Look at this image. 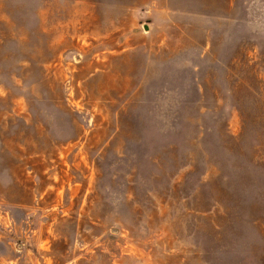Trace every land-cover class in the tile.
Returning a JSON list of instances; mask_svg holds the SVG:
<instances>
[{
  "label": "rangeland",
  "instance_id": "374dc122",
  "mask_svg": "<svg viewBox=\"0 0 264 264\" xmlns=\"http://www.w3.org/2000/svg\"><path fill=\"white\" fill-rule=\"evenodd\" d=\"M0 264H264V0H0Z\"/></svg>",
  "mask_w": 264,
  "mask_h": 264
}]
</instances>
